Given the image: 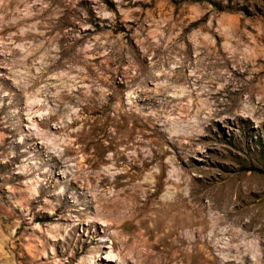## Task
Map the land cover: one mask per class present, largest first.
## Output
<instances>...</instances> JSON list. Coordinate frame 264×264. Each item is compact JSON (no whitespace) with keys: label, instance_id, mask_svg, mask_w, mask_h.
<instances>
[{"label":"rangeland","instance_id":"1","mask_svg":"<svg viewBox=\"0 0 264 264\" xmlns=\"http://www.w3.org/2000/svg\"><path fill=\"white\" fill-rule=\"evenodd\" d=\"M262 62L264 0H0V264H264Z\"/></svg>","mask_w":264,"mask_h":264},{"label":"bare ground","instance_id":"2","mask_svg":"<svg viewBox=\"0 0 264 264\" xmlns=\"http://www.w3.org/2000/svg\"><path fill=\"white\" fill-rule=\"evenodd\" d=\"M256 61H258V60H256ZM259 62V61H258ZM262 63H264V62H262ZM258 64H260V63H258ZM261 66L263 67V65L261 64ZM259 67V66H258ZM182 69V68H181ZM253 70V69H252ZM180 71V70H179ZM182 71V70H181ZM152 73V72H151ZM151 73H149V76H147L146 78H153L154 79V77L156 76V75H154V74H151ZM208 74V73H207ZM179 76V79H181L183 76H182V74L180 73V72H177V73H175V74H173L171 77H174V76ZM209 75V74H208ZM160 76V75H159ZM167 76V75H166ZM169 76V75H168ZM224 76H226V74L225 73H222V72H217V74H216V76H214V77H212V78H214L215 80H220L222 77H224ZM207 77V76H206ZM229 77V76H228ZM156 78V77H155ZM176 78V77H175ZM184 78V77H183ZM182 78V79H183ZM204 78V77H203ZM220 78V79H219ZM81 79H82V82L84 81V77H81ZM186 79V78H185ZM224 79H226L225 77H224ZM228 79H231V78H228ZM184 80V79H183ZM188 80H189V78H188ZM212 80V79H211ZM147 81V80H146ZM214 81V80H213ZM209 82H211V81H209ZM208 82V83H209ZM217 82V81H216ZM229 83V82H228ZM227 83V84H228ZM226 84V85H227ZM230 84V83H229ZM221 86H223V84H221ZM82 87V86H81ZM225 87V86H224ZM168 87H166L165 85H160V87H159V90L160 91H166V89H167ZM226 88V87H225ZM248 88H251V90H254L255 88L253 87V86H248ZM194 89H196V90H200V91H202V89H204L203 88V86H200V87H197V88H193L192 90H194ZM141 90H142V87H141V89H139V91L141 92ZM136 92V91H135ZM134 93V92H133ZM178 93H179V91H178ZM193 93V91H191V94ZM112 94V93H111ZM187 94H189L188 92H187ZM202 94L203 95H206V99L202 102V103H198V108H196V110H195V112H196V114H198V115H200V114H202V113H207V117H212V116H214L215 114H216V111H217V109L215 110V109H211L210 108V100L208 101V99H213L214 101H217V99H218V96H217V93H212L211 91H210V89L209 90H205L204 92H202ZM209 94H211L210 95V97H208L207 95H209ZM236 95H237V93H235ZM234 94V95H235ZM112 95H114V96H116L117 94H112ZM135 95V94H134ZM133 94H131V97H135V96H137V95H135L134 96ZM200 95V94H199ZM171 96V95H170ZM185 96V95H184ZM91 97V96H90ZM137 97H139V95L137 96ZM181 97V96H180ZM235 97V96H234ZM179 98V97H178ZM235 98H237V96L235 97ZM90 100V99H89ZM232 100V99H231ZM233 102L234 101H236V100H232ZM210 102V103H209ZM194 104V103H193ZM235 104V103H234ZM196 106V105H195ZM212 106V105H211ZM247 108H245V109H243L242 111H241V113H244V115H246V114H248L249 113V111L248 110H246ZM207 110H209V111H207ZM239 112V110H237L236 111V113H238ZM240 113V114H241ZM197 115V116H198ZM207 117H206V119H207ZM197 123H200L199 121H197ZM64 127V126H63ZM46 139H48V138H46ZM50 141H51V139H50ZM121 141H123V140H121ZM136 143H141V140L140 139H138L137 141H136ZM54 156V155H53ZM155 156V155H154ZM52 159H55V157H53ZM57 159V158H56ZM173 174V173H172ZM175 177L177 178V179H179L178 177H179V175H181V177L183 176V177H185V175H187V172L186 171H184V172H175ZM117 178V177H116ZM177 179H176V181H177ZM188 180V179H187ZM174 182V185L178 188L179 186H180V182ZM179 191V190H178ZM179 193V192H178ZM178 198H179V196H178ZM183 200H184V197H182L181 199H179V200H177V202H175V203H173V207H172V209H176L177 207H180L179 205V203H182V204H184V202H183ZM186 200V199H185ZM117 201V200H116ZM195 207V206H194ZM170 209V208H169ZM171 209V210H172ZM198 209H200L199 207H196L195 208V211H198ZM170 210V211H171ZM201 210V209H200ZM182 214V213H181ZM183 214H184V212H183ZM99 215V214H98ZM196 215H198V214H196ZM201 215V214H200ZM200 217V216H199ZM236 221V220H235ZM203 219L202 218H199V219H195L194 220V223L193 224H200L201 226L203 225ZM101 224H104V223H102V222H100ZM221 223H222V221H218V219H216V220H213L212 222H211V227H212V231H215L216 229H218L219 227H220V225H221ZM248 225V224H247ZM222 230V229H221ZM201 232H203V226H202V228H201ZM222 232V231H221ZM215 235V234H214ZM197 241H199V239H196V240H194V246H193V249L194 250H196L197 251V254H198V252H200L203 248H208L209 247V245H208V243L206 242V241H202L203 243L202 244H198V243H196ZM225 244H227V247H225V248H227L228 250L229 249H235V250H237V249H239L240 248V245H241V243H238L237 245H235V244H233V245H229V242H225ZM217 244H215V246H216ZM221 245V244H220ZM246 248H250V247H253V243H245V245H244ZM218 247H220V246H218ZM223 247V246H222ZM221 247V248H222ZM224 248V249H225ZM111 257L110 258H107V260L108 261H114V259L112 258V255H110ZM232 259H228V261H231Z\"/></svg>","mask_w":264,"mask_h":264}]
</instances>
